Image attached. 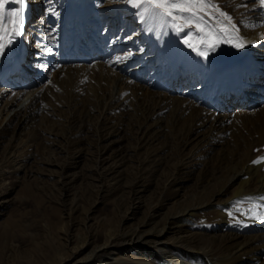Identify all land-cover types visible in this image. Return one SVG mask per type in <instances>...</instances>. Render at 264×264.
Wrapping results in <instances>:
<instances>
[{
  "label": "bare ground",
  "instance_id": "obj_1",
  "mask_svg": "<svg viewBox=\"0 0 264 264\" xmlns=\"http://www.w3.org/2000/svg\"><path fill=\"white\" fill-rule=\"evenodd\" d=\"M231 1L212 0L231 16L234 29H229L228 39L213 41L215 48L207 52V59L184 43L187 39L197 49L206 47L200 39L202 34L194 25L179 33L172 28L161 29L157 36L155 30H146L147 26L135 14L137 9L128 0H61L63 16L58 21L45 19L44 27L50 28L56 22L62 31L61 39L53 43L61 63L55 77L73 74L76 78V88L71 91L76 100L72 113L82 114L91 108L87 103H90L93 91L99 92L103 85L119 82V94L102 108L99 121L96 119L98 133L95 136L104 140L122 135L127 142L134 136L139 149L150 151L154 149L150 147L153 141H161L162 137L172 139L169 132L176 129L169 144L175 163L168 168L155 207L157 212L167 200L174 199L164 220L160 216L146 218L120 235L117 230L106 229L112 220L105 221L101 225L104 244L90 251V236L83 240L68 232L61 233L58 237L61 241L50 245V250L44 253L47 258L50 253L57 252L60 258L55 254L52 258L58 260V264H66L84 254L72 264L94 263L113 250L114 240L122 236L124 241L119 253H133L140 264H152L151 261L155 264H264V221L249 214V209L256 205L260 206L256 208L257 212L264 210V200H261L264 197V161L253 163L264 157V4L261 0H234L235 6H232ZM8 7L3 5L0 10L5 24L9 13L20 11ZM28 11L27 6L23 7L25 24L29 20ZM10 26L12 24H8ZM0 36L3 37L0 44L6 41V53L11 52L12 44H8V39L12 35L8 28ZM241 42L243 47L236 46ZM29 43L28 38L12 54L0 55V86L19 88L23 92L33 86L32 77L28 75L38 61L36 55H32L37 48L27 49ZM20 65L23 72L17 71ZM26 93L29 91L25 90ZM17 98L7 100L5 110L19 107L18 100L14 101ZM38 100L39 95H35L17 111L13 130L12 125L0 130V142L10 133L13 135L17 129H22L35 114L43 112ZM124 123H128L125 125L129 129L124 128ZM126 128L130 137L124 132ZM52 132V129L38 135L35 132L29 135L26 143L21 140L17 144V137L16 142L8 144L5 163L12 167L21 144L26 149L40 134L48 137ZM77 135H80L78 131L72 133L73 137ZM82 141L75 139L72 143L78 145ZM155 151L157 153V150L150 153ZM24 159H28L27 154ZM142 162V174L131 186L132 199L146 186L147 160ZM187 182L192 185L181 188ZM76 208L74 202L72 209ZM195 215H204L202 225L213 235L196 232L183 235L185 229L179 226L176 230L171 229L173 224H182ZM171 235L177 237L173 243H169ZM62 249L67 251L61 253Z\"/></svg>",
  "mask_w": 264,
  "mask_h": 264
},
{
  "label": "rangeland",
  "instance_id": "obj_2",
  "mask_svg": "<svg viewBox=\"0 0 264 264\" xmlns=\"http://www.w3.org/2000/svg\"><path fill=\"white\" fill-rule=\"evenodd\" d=\"M58 2L61 0H23V7H28L30 10L28 16L31 15L32 19L29 21L26 34L14 37L11 52L19 48L20 44L26 42L28 38L30 43L27 49L37 48L35 52L32 51L34 52L32 55H36L34 57H37L38 61H35L33 72L28 75L30 78L32 77L33 86L24 89V92L19 88L0 86L2 87L0 95L4 96V98H0V130L6 126L11 127V125L13 130L17 111L35 95H39L38 106L44 109L41 114L31 117L30 123L27 122L28 125L25 124L19 130L16 128L15 134L10 133L9 137L0 142V264H58V260L52 258L54 254L60 258L57 252L53 255L50 253L49 258L44 253L50 250V245L58 244L61 241L58 238L62 236L61 233L68 232V234L74 235V238L78 236V239L83 240L86 238L85 236H90L91 243L88 248L90 251V249L93 250L94 247L104 244L101 225L105 221L112 220L111 225L105 226L106 229L115 232L117 230V235H120L123 231L137 226L146 218L160 216L164 220V214L169 211L174 202V199L167 200L162 208L155 212L159 194L163 190L161 189L162 182L165 181V175L169 173L168 168L173 167L175 163L171 158L172 149L169 144L170 140L175 137L176 129H173V132L167 131L172 139L162 137L161 141H153L150 147L154 149L151 148L150 151H146L145 148L139 149L134 136L128 142L122 135L109 136L104 140L99 139L97 135L96 137L102 108L119 94V82L108 84L109 87L103 85L99 92L92 90L94 95H91V101L87 103V105H91V108L84 110L86 112L83 111L82 114L72 113V109L76 107L75 96L71 92L76 88L75 75L72 74L73 77L68 74L59 79L55 77V72L61 63H59L57 49L53 43L61 37V29L56 28L58 25L56 22L51 24L50 28L44 27L45 19L55 18L58 21L63 16L61 5ZM0 3L6 7L9 6L8 8L13 11L21 10V0H0ZM103 3L105 4L104 1ZM231 3L232 6H235L234 0ZM16 20L18 18L14 17V21ZM12 29L13 25L8 27V31L13 37ZM3 45H6V41ZM11 52L7 53L10 55ZM66 82L68 83L66 84ZM88 85L90 86V83ZM63 87L64 90H62ZM6 89L10 91L3 92ZM25 90L29 91V94L25 95ZM61 90L66 92L63 93ZM20 91L21 94L18 95ZM14 96H18L14 101L18 100V104L21 105L11 111L5 110V102ZM9 123L12 124L9 125ZM125 124L124 128L128 126V123L127 126ZM127 128L129 129V127ZM51 129L53 134L48 137L46 134H40L38 140L31 147L27 146L25 149L21 144L17 150L18 155L15 156V165L11 167L5 163L4 155L9 150L8 144L14 142L17 137L19 138L18 144L21 140H28L29 135H33L35 132L38 135L41 132L48 133ZM128 129L124 132H127L130 137ZM83 130L85 132L81 133ZM77 131L80 135L73 137L72 133ZM67 138L68 140H66ZM88 138L89 140H87ZM75 139H83L84 142L75 145L72 143ZM153 150H157V153L155 151L156 154H151L150 152ZM26 154L28 161L24 159ZM71 155H73L72 159ZM144 160H147V167L145 166L147 172L144 174L145 179L147 178L146 186L132 199L130 193L133 187L132 183L142 174L141 167ZM189 183L183 184L184 187L181 188L191 186V182ZM179 193L182 195L183 190ZM74 202L77 203L76 210L72 209ZM202 216L204 215H195V217L184 221L183 226L175 223L171 229L176 230L181 227L185 229L183 235H190L193 232L200 233L199 235H209L211 232L202 225ZM170 221L175 222V219ZM62 229H64L63 232ZM87 230L90 231V234ZM171 236L169 243L177 240L175 235ZM123 241L122 236L117 237L112 247L114 249L107 251L97 261L90 264H108L109 262L140 264L138 257L133 253L127 255L119 253ZM198 244L204 245L202 242ZM65 251L67 250L62 249L61 253ZM178 253L184 257L182 253ZM83 257L84 254L77 259ZM77 259L67 261L66 264H72ZM151 263L155 264V261H151Z\"/></svg>",
  "mask_w": 264,
  "mask_h": 264
},
{
  "label": "snow or ice",
  "instance_id": "obj_3",
  "mask_svg": "<svg viewBox=\"0 0 264 264\" xmlns=\"http://www.w3.org/2000/svg\"><path fill=\"white\" fill-rule=\"evenodd\" d=\"M128 3L135 9V13L140 21L145 24L148 32H153L159 36L161 29L172 28L178 33L186 27L195 28L202 34L200 39L205 43L204 49H197L195 45L189 43L186 39L185 44L201 57L207 59V52L214 50V40L228 39L229 29H234L231 22V16L221 11L220 8L212 3V0H128ZM264 4V0H261ZM3 9V4L0 3V10ZM211 9L212 11H209ZM215 13H218L216 15ZM12 17H17L18 20H12ZM207 17V18H206ZM4 16L0 14V33L7 31L8 24L13 25L12 32L14 36L8 39V44L13 43V39L16 36L26 34L27 28L25 24L26 17L23 15V0H21V10L18 12H11L8 14V23H3ZM187 36L188 34L185 33ZM3 37L0 36V39ZM131 38V37H129ZM239 47H243V43H239ZM5 45L0 44V55H6ZM120 62L119 60L116 61ZM264 161V157L259 160H254L253 163H261ZM264 200V197H261ZM259 205L249 209V214L252 218L264 221V210L257 212L256 208Z\"/></svg>",
  "mask_w": 264,
  "mask_h": 264
}]
</instances>
